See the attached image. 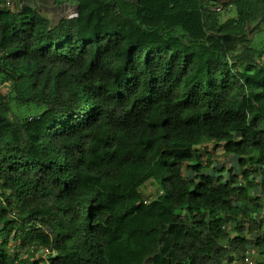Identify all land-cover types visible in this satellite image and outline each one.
<instances>
[{
  "label": "trees",
  "instance_id": "obj_1",
  "mask_svg": "<svg viewBox=\"0 0 264 264\" xmlns=\"http://www.w3.org/2000/svg\"><path fill=\"white\" fill-rule=\"evenodd\" d=\"M77 3L0 10V264H264V0Z\"/></svg>",
  "mask_w": 264,
  "mask_h": 264
},
{
  "label": "rangeland",
  "instance_id": "obj_2",
  "mask_svg": "<svg viewBox=\"0 0 264 264\" xmlns=\"http://www.w3.org/2000/svg\"><path fill=\"white\" fill-rule=\"evenodd\" d=\"M21 3L22 5L27 4V5H31L37 10L39 9L44 15L48 16L52 20L53 24L57 23L59 19L62 18L63 16H68V15L74 16L77 14V4H78L77 0H67V1H60V2H58L57 0H21ZM222 12H224V9ZM230 16H234V12L227 13L226 15H224V18L226 19ZM249 30H250V36L252 38L253 45L256 47L263 48L264 47V24H262L260 28L256 30V32H253L254 31L253 27H250ZM0 88L7 89L5 85H1ZM13 107L16 112L18 111V113L23 112V113H27L30 115H33V114L35 115L36 113L41 112L44 109L43 106H40V107L31 106V108L28 109L25 106L20 107V105H17L15 102L13 103ZM200 149H202L201 154H202L203 164L207 165L209 164V161H210L211 166L210 168H208L207 172L211 173L214 167H221L222 165H225L226 168L227 167L230 168L227 165V163L232 162L233 163V167H231L232 171L236 173H241L242 167L239 163V159L234 155H226L222 147H214L212 143H209V144L207 143L206 145L201 146ZM228 168L226 169L227 171L224 173V176L226 178L229 177V173H230V169ZM189 171L190 169L187 166H185L186 175L189 174ZM139 190L143 198L146 201H151L155 199L158 195V192L162 190V184L156 179L150 178L144 181L140 185ZM189 192L190 191H188V193ZM199 195L201 196L200 199L208 198L212 200L214 197L211 191L204 190V189L202 191H199ZM222 207L223 205L219 204L217 208L220 209ZM196 212L191 213L190 211L191 213L190 215L192 218L188 220V226H190L191 228V235L195 237L194 238L195 242H198L200 238H203L202 235L199 236V232H200L199 228L200 226H204V224L199 223L196 225V223L194 222V218H193V214H195ZM219 213L221 214L224 212L219 211ZM220 224L221 223H219L218 225ZM174 232L176 233L177 237L184 235L182 231L180 232V230L178 229L176 230V228ZM0 248H1V243H0Z\"/></svg>",
  "mask_w": 264,
  "mask_h": 264
},
{
  "label": "built area",
  "instance_id": "obj_3",
  "mask_svg": "<svg viewBox=\"0 0 264 264\" xmlns=\"http://www.w3.org/2000/svg\"><path fill=\"white\" fill-rule=\"evenodd\" d=\"M22 7L21 0H0V10H8V11H16L19 8ZM217 11H220V8H216ZM227 165L230 167L228 169H232L233 163L228 162ZM236 205V204H235ZM262 215L264 216V208L262 211ZM250 238L254 237L253 234L249 235ZM46 253L48 252V249L45 250ZM259 256V253L256 249L252 248L250 249L246 255L244 256L243 259L237 260L235 264H256L257 258Z\"/></svg>",
  "mask_w": 264,
  "mask_h": 264
},
{
  "label": "crops",
  "instance_id": "obj_4",
  "mask_svg": "<svg viewBox=\"0 0 264 264\" xmlns=\"http://www.w3.org/2000/svg\"><path fill=\"white\" fill-rule=\"evenodd\" d=\"M41 12V11H40Z\"/></svg>",
  "mask_w": 264,
  "mask_h": 264
}]
</instances>
